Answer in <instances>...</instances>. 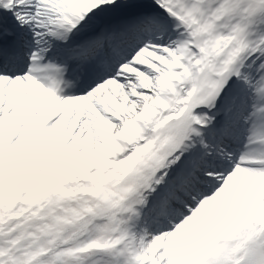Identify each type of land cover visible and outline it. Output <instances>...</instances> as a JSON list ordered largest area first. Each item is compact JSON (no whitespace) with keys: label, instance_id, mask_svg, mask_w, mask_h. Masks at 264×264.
Wrapping results in <instances>:
<instances>
[{"label":"snow or ice","instance_id":"obj_1","mask_svg":"<svg viewBox=\"0 0 264 264\" xmlns=\"http://www.w3.org/2000/svg\"><path fill=\"white\" fill-rule=\"evenodd\" d=\"M0 264H264V0H0Z\"/></svg>","mask_w":264,"mask_h":264}]
</instances>
